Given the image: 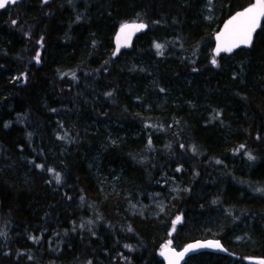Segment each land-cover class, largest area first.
Masks as SVG:
<instances>
[{"label":"trees","instance_id":"1","mask_svg":"<svg viewBox=\"0 0 264 264\" xmlns=\"http://www.w3.org/2000/svg\"><path fill=\"white\" fill-rule=\"evenodd\" d=\"M251 3L18 0L0 10V264H163L169 240L181 250L209 239L229 254L185 264L264 260V24L252 49L212 63L214 34ZM128 22L148 31L115 58ZM170 89L177 102L143 109ZM69 112L75 128L61 139L72 154L53 129ZM112 122L126 132L104 154L116 189L83 153L105 138L86 124Z\"/></svg>","mask_w":264,"mask_h":264},{"label":"snow or ice","instance_id":"2","mask_svg":"<svg viewBox=\"0 0 264 264\" xmlns=\"http://www.w3.org/2000/svg\"><path fill=\"white\" fill-rule=\"evenodd\" d=\"M16 2L17 0H0V9H4L6 5L10 3L15 4ZM45 2H47V0H45ZM262 18H264V0H254V2L251 3L249 7L233 15L224 25L223 30L216 36V54L219 55L221 52L230 53L240 46H251L253 34L256 32L257 28L261 27ZM13 23H15V21H13ZM145 27L146 25L143 23L122 25L120 29V36L117 38V52L120 48L121 37L124 38L126 44L133 31H140ZM155 47L160 49L162 46L157 44ZM212 63L215 65L216 60L213 59ZM161 91H163V89H161ZM249 158L252 159L253 157L249 154ZM37 167L42 166L37 165ZM49 171L53 170L49 169ZM54 179L57 183L60 182L61 177L59 173L55 174ZM180 222L181 217L177 216L172 222L173 232L176 229V225ZM0 235H2V233H0ZM197 247H220V245L219 242L213 243L209 241L205 244L188 245L182 252H176L171 248V241L169 240L163 246L160 254L168 260V264H179L180 259H182L186 253L194 250ZM259 264H264V260L259 261Z\"/></svg>","mask_w":264,"mask_h":264},{"label":"rangeland","instance_id":"3","mask_svg":"<svg viewBox=\"0 0 264 264\" xmlns=\"http://www.w3.org/2000/svg\"><path fill=\"white\" fill-rule=\"evenodd\" d=\"M1 10V9H0ZM206 17L208 21L214 20L213 13H207ZM183 81L190 83L192 81L191 77L185 78ZM150 92V91H149ZM153 96H150V99L148 102H146L143 105V109L145 111L150 110H159L163 111L164 106L166 104V100L168 102H177L179 96L172 92L171 89L168 90L167 95L165 97H161L160 99L157 98L154 94ZM189 103V102H188ZM67 121V122H66ZM76 124L75 118H73L72 112L69 113H63L62 117L57 118L54 125V131L57 132L58 136L60 137L61 141V147H65V149L70 152L69 154H72V148H70V144L66 143L65 141H62V137L64 136L65 132H70L74 130ZM117 126L118 128L115 131L112 129V127ZM92 129V125L86 124L85 131H88L92 134H98L101 131H105V138L102 141H97L95 146H87V148L84 149L83 153L87 160V168L89 171L92 172L93 177L98 180L99 182H104L106 179L110 180V184L113 186V189H116L119 182V174L116 173L115 169L113 167H110L108 163L106 162L104 158L105 151L108 147L114 146L118 144L121 138L124 137V127L119 125L118 123H106L104 125H101L94 130ZM131 133L133 135L137 134V130H132ZM57 136V135H56ZM76 151V150H75ZM30 160V159H29ZM40 165V164H37ZM43 166V165H41ZM54 166L57 168L58 165L54 164ZM42 169V167H38V169ZM29 171H32V168H30ZM24 179H28V177L24 176Z\"/></svg>","mask_w":264,"mask_h":264},{"label":"water","instance_id":"4","mask_svg":"<svg viewBox=\"0 0 264 264\" xmlns=\"http://www.w3.org/2000/svg\"><path fill=\"white\" fill-rule=\"evenodd\" d=\"M253 2H254V0H252V3ZM249 6H247V7H249ZM242 10H240V11H242ZM240 11H238V12H240ZM236 13H234L233 15H235ZM232 16H230L227 20H225V22L222 24L221 28L214 34V38H213V40H214V47H213V50H212V56H213V58L215 60H218V59H220L223 56H233L236 52H238L239 50H242V49H245V50L252 49V47L254 45V41H255V36H256L257 32L262 29L263 24H264V18H262L261 19V27L257 28L256 32L253 34V39H252L251 46H240L239 48L234 49L230 53L229 52H221L219 55H217L216 54V51H215L216 50V46H217L216 36L218 35L219 32H221L223 30L224 25L227 23V21ZM140 23L145 24L146 27L143 28V29H141L140 31H133L132 34H131V36H130V38L127 40V43L126 44H125L124 38L121 37L120 38V48H119V51L117 52V38H118V36H120V29H121L122 26L119 27V29L116 32L115 37H114V51H113V55H114L115 58H117L123 52H130L131 50H133L134 43H135L136 39L140 35L146 33L148 31V28H149L148 25L146 23H144V22H128V23H125V24H129V25H131V24H140ZM209 241H211L213 243L219 242L220 247H202V248L201 247H197L194 250L186 253L184 255V257L182 259H180L179 264H185L189 258L194 257V256H197V255H200V254H203V253H209V254H214V255H228L229 254V252L225 249V247L223 246V244L219 240H214V239H209V240H196V241H193V242L189 243L188 245L205 244V243H207ZM188 245H186L185 247H187ZM184 248L181 249V250H177L175 248H172V249H174L176 252H182L184 250ZM161 260L163 261V264H168V260L164 256H162V255H161Z\"/></svg>","mask_w":264,"mask_h":264},{"label":"bare ground","instance_id":"5","mask_svg":"<svg viewBox=\"0 0 264 264\" xmlns=\"http://www.w3.org/2000/svg\"><path fill=\"white\" fill-rule=\"evenodd\" d=\"M120 27V26H119ZM114 40V39H113ZM114 49V48H113Z\"/></svg>","mask_w":264,"mask_h":264}]
</instances>
